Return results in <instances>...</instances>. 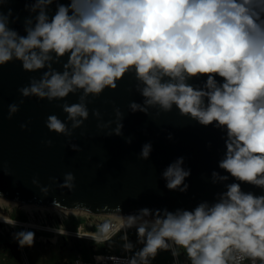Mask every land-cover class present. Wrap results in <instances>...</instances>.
Listing matches in <instances>:
<instances>
[{"label":"clouds","instance_id":"1","mask_svg":"<svg viewBox=\"0 0 264 264\" xmlns=\"http://www.w3.org/2000/svg\"><path fill=\"white\" fill-rule=\"evenodd\" d=\"M11 2L0 0V67L19 61L24 72L41 73L18 89L22 98L65 101L58 107L66 121L49 115L50 132L72 137L89 119L88 104L105 89L115 90L129 73L143 97L142 103L128 104L132 113L157 108L158 117L175 106L180 116L226 132L218 167L227 175L213 171L212 183L229 177L234 182L215 202L193 210L143 207L128 215L117 205L108 212L120 219L123 248L132 253L123 264H151L160 250L171 253L173 264H264V194L241 186L264 192V0H24L30 15L23 20V34L11 26L19 14L4 10ZM193 77H206L204 86L188 83ZM70 94H78V102L69 104ZM23 103L9 105V120ZM113 111L114 121L103 122L98 109L91 115L100 129L115 123L112 131L122 136L124 113L119 107ZM45 144L51 147L52 141ZM152 151L147 142L139 157L147 160ZM184 162L180 156L162 172L167 190L188 191L191 169ZM74 181L67 172L59 187L74 191ZM41 190L47 194V188ZM133 228L141 245L136 251L128 236ZM112 230L109 221L99 225L101 234ZM16 239L32 244L34 233L20 231Z\"/></svg>","mask_w":264,"mask_h":264},{"label":"water","instance_id":"2","mask_svg":"<svg viewBox=\"0 0 264 264\" xmlns=\"http://www.w3.org/2000/svg\"><path fill=\"white\" fill-rule=\"evenodd\" d=\"M8 8L13 9V15L19 14L20 21L11 26L23 34V20L30 15L24 10V0L5 4L4 10ZM54 11L55 2L48 9L49 15ZM54 67L62 70L59 64ZM40 75V72H24L19 61L0 67V198L17 205L83 210L98 215H110L108 212L119 205L122 214L128 215L143 207L193 210L201 202H215L218 194L226 191L225 185L234 182L229 177L228 181L212 183L213 171L227 175L218 167L226 151L223 129L182 117L175 106L170 113H161L158 117L157 108H149V114L131 112L128 107L131 101H143L136 91L134 73L126 74L115 90L105 89L88 104L89 119L82 128L74 130L72 137L50 132L45 125L52 114L66 121V114L58 107L65 101L50 103L35 97L22 98L18 92L30 77ZM217 80L222 82L219 77ZM205 82L206 77L188 80L196 87H203ZM21 99L24 103L9 120V105ZM66 101L78 102V94H70ZM114 107L124 113L122 136L112 131L115 123L100 129L99 122L91 115L93 109H98L103 122L114 121ZM21 124H27V129L22 130ZM168 133H172V140L167 139ZM126 137L132 138L130 144L125 142ZM47 140L52 141L51 147L45 144ZM147 142L152 143L153 151L149 159L142 160L139 154ZM72 144L81 150H73ZM180 156L185 158V169H191V176L185 181L189 184L186 193L167 190L161 175ZM67 172L75 176L74 191L59 187ZM50 177L58 179L53 182ZM241 186L246 192L264 194L252 185ZM43 188L48 189L47 194Z\"/></svg>","mask_w":264,"mask_h":264},{"label":"rangeland","instance_id":"3","mask_svg":"<svg viewBox=\"0 0 264 264\" xmlns=\"http://www.w3.org/2000/svg\"><path fill=\"white\" fill-rule=\"evenodd\" d=\"M2 203L8 205L5 206V209L6 207H13L14 205L19 206L14 209V212L7 213H9L13 219H20L16 215L23 213L27 216V220L24 222L32 224L35 223L40 225L37 219L39 220L41 216L47 220L53 218L55 222H58V214L62 213L59 208H46L35 205L24 206L23 204L17 205L16 202L0 199V204ZM25 210L28 212H25ZM2 227L3 224L0 223V228ZM6 228L8 231L3 234L0 233V264H22V253L25 254L30 263L45 262L47 264H53L57 259L73 257L75 254L79 253V247L77 245L78 238L74 236L56 234L46 229H38L39 227L29 226L26 231L34 233V243H25L21 245L16 239V234L20 231H25L24 225H17L14 227L6 225ZM122 236L123 233L118 232L107 240L106 243L101 245L102 250L112 247L115 251H124L123 245L125 241L122 239ZM128 236L133 244L136 245V250H138L141 245L136 243L135 229L129 230ZM81 241L88 249L89 257L92 258L95 253L101 251V247L97 242L86 239H82ZM171 258L169 251L160 250L155 258L151 259V264H170ZM184 259L185 257L182 255L180 260L184 261Z\"/></svg>","mask_w":264,"mask_h":264},{"label":"built area","instance_id":"4","mask_svg":"<svg viewBox=\"0 0 264 264\" xmlns=\"http://www.w3.org/2000/svg\"><path fill=\"white\" fill-rule=\"evenodd\" d=\"M5 206H8V205L4 203L0 204V208L4 210L5 212H13L16 207H19V206L14 205L13 207H6L5 209ZM25 212H28V211L25 210ZM58 215H59L58 222H55L53 218H51L50 220H47L46 218L41 216L39 220L37 219V222L40 223V225H42L43 228H38V229H46L56 234L71 235L78 239L93 240L97 242L100 245V247L103 243H106L107 240H109L111 237L116 235L118 232L123 233V230L117 224L118 223L117 220L110 216H104V215H98V214H92V213H85V214L79 213L78 214V213H74L70 211L68 212L62 211V213H59ZM70 217L76 219V224H75V227L73 228H69L66 224V222L68 221ZM106 221H109L112 223L113 230L108 234H101L99 232V225ZM0 223L3 224V227L0 228L1 234L8 231V229L6 228V225H11L13 227L17 225H24L25 231L29 227V225L26 226L24 220L21 221V219H15L14 223H4V222H0ZM57 229H59L58 232H56ZM90 232H95L96 235H91L89 234ZM22 256H23L22 264H47L45 262L30 263V261L27 259L25 254L22 253ZM129 257H131L130 252H126L125 250L115 251L111 247L108 249L104 248V250H101L100 252L95 253L92 258L83 257L80 253H77L73 257H63V258L57 259L54 261L53 264H123V261ZM171 259L172 260L170 264H173V257Z\"/></svg>","mask_w":264,"mask_h":264},{"label":"bare ground","instance_id":"5","mask_svg":"<svg viewBox=\"0 0 264 264\" xmlns=\"http://www.w3.org/2000/svg\"><path fill=\"white\" fill-rule=\"evenodd\" d=\"M0 199H2V198H0ZM4 200H6V199H4ZM8 201H10V200H8ZM12 202H14V201H12ZM24 206H29V205H31V204H25V203H22ZM59 209H61V208H59ZM61 211H63V212H68V211H66V210H64V209H61ZM70 212H74V213H87V212H85V211H83V210H78V211H75V210H69ZM104 216H110V217H112V218H115L116 220H117V224H118V226L120 227V225H121V221H120V219L118 218V217H116V216H114V215H104ZM14 221H15V219H13L7 212H5L4 210H2L1 208H0V222H4V223H14ZM25 225L26 226H35V227H39V228H43V226L42 225H39V224H35V223H27V222H25ZM48 229V228H47ZM59 231V229H57L56 230V232H58ZM89 234H91V235H96L95 234V232H90Z\"/></svg>","mask_w":264,"mask_h":264},{"label":"trees","instance_id":"6","mask_svg":"<svg viewBox=\"0 0 264 264\" xmlns=\"http://www.w3.org/2000/svg\"><path fill=\"white\" fill-rule=\"evenodd\" d=\"M17 217H19L21 220H27V216L25 215V214H17L16 215ZM66 224H67V226L69 227V228H73V227H75V224H76V219H74V218H72V217H70L69 219H68V221L66 222ZM82 239H78V242H77V245H78V247H79V253L83 256V257H89V252H88V249L83 245V243H82V241H81ZM73 246H75V245H73ZM102 250V249H101ZM134 251H136V249L134 250ZM130 254L132 255V253L130 252Z\"/></svg>","mask_w":264,"mask_h":264},{"label":"crops","instance_id":"7","mask_svg":"<svg viewBox=\"0 0 264 264\" xmlns=\"http://www.w3.org/2000/svg\"><path fill=\"white\" fill-rule=\"evenodd\" d=\"M14 212V211H13Z\"/></svg>","mask_w":264,"mask_h":264}]
</instances>
